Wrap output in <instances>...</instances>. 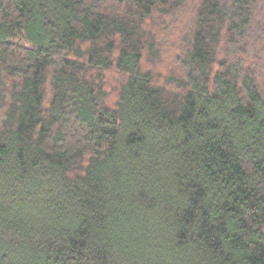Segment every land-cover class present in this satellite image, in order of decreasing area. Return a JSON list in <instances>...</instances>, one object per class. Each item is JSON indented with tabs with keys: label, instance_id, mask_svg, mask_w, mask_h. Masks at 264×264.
<instances>
[{
	"label": "trees",
	"instance_id": "1",
	"mask_svg": "<svg viewBox=\"0 0 264 264\" xmlns=\"http://www.w3.org/2000/svg\"><path fill=\"white\" fill-rule=\"evenodd\" d=\"M0 264H264V0H0Z\"/></svg>",
	"mask_w": 264,
	"mask_h": 264
}]
</instances>
